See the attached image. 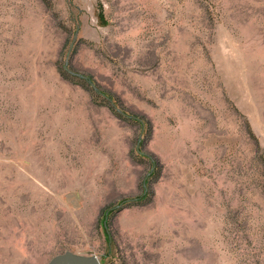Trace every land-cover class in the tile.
<instances>
[{
	"label": "rangeland",
	"instance_id": "rangeland-1",
	"mask_svg": "<svg viewBox=\"0 0 264 264\" xmlns=\"http://www.w3.org/2000/svg\"><path fill=\"white\" fill-rule=\"evenodd\" d=\"M65 252L264 264V0H0V264Z\"/></svg>",
	"mask_w": 264,
	"mask_h": 264
},
{
	"label": "water",
	"instance_id": "water-1",
	"mask_svg": "<svg viewBox=\"0 0 264 264\" xmlns=\"http://www.w3.org/2000/svg\"><path fill=\"white\" fill-rule=\"evenodd\" d=\"M47 264H102V262L96 255L88 256L65 252L55 256Z\"/></svg>",
	"mask_w": 264,
	"mask_h": 264
}]
</instances>
